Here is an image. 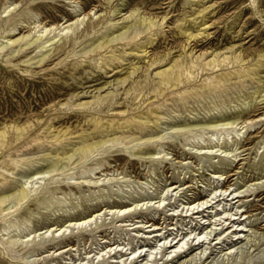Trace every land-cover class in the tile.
Wrapping results in <instances>:
<instances>
[{
  "label": "rangeland",
  "instance_id": "374dc122",
  "mask_svg": "<svg viewBox=\"0 0 264 264\" xmlns=\"http://www.w3.org/2000/svg\"><path fill=\"white\" fill-rule=\"evenodd\" d=\"M15 208L0 264H264V0H0Z\"/></svg>",
  "mask_w": 264,
  "mask_h": 264
},
{
  "label": "bare ground",
  "instance_id": "6f19581e",
  "mask_svg": "<svg viewBox=\"0 0 264 264\" xmlns=\"http://www.w3.org/2000/svg\"><path fill=\"white\" fill-rule=\"evenodd\" d=\"M221 126H228V127H232V125H228L227 123H225V124H217V125H214V126H210V128H218V127H221ZM197 130H199V131H203L204 130V128H202V127H199V128H197L196 130H193V129H190V130H185V131H181V134L182 135H184V134H192L194 131H197ZM161 138V136L160 137H158V139H160ZM44 173V172H43ZM43 173H42V175H43ZM45 174V173H44ZM40 175V173H37V174H35V175H33L34 177H38ZM41 175V176H42ZM34 177H32V178H34ZM43 178V177H42ZM41 179V178H40ZM31 180V179H30ZM34 180V179H33ZM28 180H26V182H27ZM29 183H30V181H29ZM28 183V184H29ZM27 184V183H26ZM225 192H226V190H224ZM229 195V194H228ZM232 199V198H231ZM18 209L17 208H15V209H13V210H10V211H6V212H3V211H1L0 210V218H1V220L2 221H4L5 219H6V216L7 215H9V214H11L12 212H16ZM150 226H152L153 227V229H151L150 230V232H155L156 231V229H157V227L156 226H154L153 224L152 225H149V227ZM221 227H223L222 225H221ZM220 227V228H221ZM231 228V232H233V233H236V231L238 230V228L237 227H235L234 228V224L233 225H231V226H228V227H226L225 229H226V231L228 230V229H230ZM238 231H240V229L238 230ZM154 236H159V234L158 233H154ZM163 243L161 244V246H163V245H166V240H167V238H164L163 237ZM182 239H179L178 241H176L173 245L171 244V242H169V245H168V247L167 248H169V249H174V248H178L179 246H178V244H179V242L181 241ZM159 241V240H158ZM199 243H203V241L201 240H199L198 239V241H197V244H199ZM161 246L159 247V248H161ZM181 247V248H180ZM178 249L176 248V250H177V252H178V254H175L176 253V251L175 250H173V253H174V255H176V257L178 256V255H180L179 253H182V252H184V250H181L182 249V246H180ZM109 251L111 252V248H109ZM136 253V252H135ZM134 258V257H133ZM132 258V259H133Z\"/></svg>",
  "mask_w": 264,
  "mask_h": 264
}]
</instances>
